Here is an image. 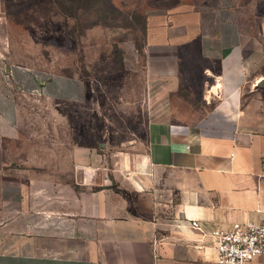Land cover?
Instances as JSON below:
<instances>
[{"label":"crops","instance_id":"obj_1","mask_svg":"<svg viewBox=\"0 0 264 264\" xmlns=\"http://www.w3.org/2000/svg\"><path fill=\"white\" fill-rule=\"evenodd\" d=\"M3 7L0 264H217L211 231L264 210V0H162L147 13L143 51L167 84L160 96L181 61L199 64L206 109L195 121L169 112L116 151L41 144L51 159L30 163L20 98L80 106L87 90L79 76L14 62Z\"/></svg>","mask_w":264,"mask_h":264},{"label":"rangeland","instance_id":"obj_2","mask_svg":"<svg viewBox=\"0 0 264 264\" xmlns=\"http://www.w3.org/2000/svg\"><path fill=\"white\" fill-rule=\"evenodd\" d=\"M3 1L2 14L11 19L1 24L9 57L79 76L87 90L80 106L20 98L23 162L49 161L53 152L41 144L80 142L115 151L140 145L150 121L170 112V120L193 122L205 111L203 77L191 58L181 61L176 86L163 97L167 84L152 77L157 72L143 51L145 17L162 0Z\"/></svg>","mask_w":264,"mask_h":264},{"label":"built area","instance_id":"obj_3","mask_svg":"<svg viewBox=\"0 0 264 264\" xmlns=\"http://www.w3.org/2000/svg\"><path fill=\"white\" fill-rule=\"evenodd\" d=\"M191 226L201 231L197 220H191ZM210 235L217 264H246L264 254V210L256 221L234 222L228 228L212 230Z\"/></svg>","mask_w":264,"mask_h":264},{"label":"bare ground","instance_id":"obj_4","mask_svg":"<svg viewBox=\"0 0 264 264\" xmlns=\"http://www.w3.org/2000/svg\"><path fill=\"white\" fill-rule=\"evenodd\" d=\"M212 94H214V93H212ZM208 97V96H207ZM213 97V96H212ZM210 99V98H209Z\"/></svg>","mask_w":264,"mask_h":264}]
</instances>
